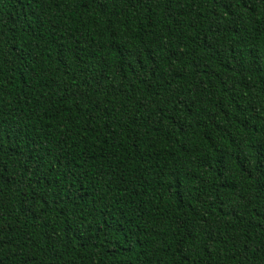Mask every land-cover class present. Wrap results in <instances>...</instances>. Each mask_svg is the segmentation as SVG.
Masks as SVG:
<instances>
[{"label": "trees", "instance_id": "obj_1", "mask_svg": "<svg viewBox=\"0 0 264 264\" xmlns=\"http://www.w3.org/2000/svg\"><path fill=\"white\" fill-rule=\"evenodd\" d=\"M0 264H264V0H0Z\"/></svg>", "mask_w": 264, "mask_h": 264}]
</instances>
